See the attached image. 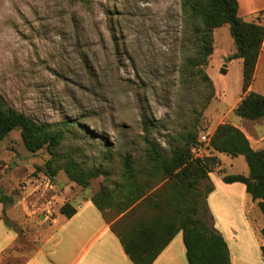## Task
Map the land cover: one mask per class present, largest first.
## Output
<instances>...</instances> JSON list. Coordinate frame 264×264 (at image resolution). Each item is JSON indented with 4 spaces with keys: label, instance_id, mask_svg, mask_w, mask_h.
<instances>
[{
    "label": "rangeland",
    "instance_id": "1",
    "mask_svg": "<svg viewBox=\"0 0 264 264\" xmlns=\"http://www.w3.org/2000/svg\"><path fill=\"white\" fill-rule=\"evenodd\" d=\"M239 7L244 21L264 24V0H240ZM190 26L181 0H0V98L7 108L63 130L52 178L44 148L27 151L18 130L0 142V196L13 199L12 205L0 203V223L17 235L0 264H22L47 229L59 231L60 224L51 226L64 217L63 204L75 208L123 186L126 156L137 180L150 185L151 200H164L169 191L162 174L150 172V144L169 155L191 135V157L202 160L211 155L201 136L231 124L254 150L264 148V118L251 121L233 112L244 95L242 62L227 60L235 53L229 26L214 30L213 53L202 68L211 89L185 66ZM250 90L264 96V47ZM220 158L223 164L186 198L198 195V205L207 187L227 186L217 183L224 175H248L242 156ZM69 161L100 174L78 184L61 168ZM108 203L101 214L117 231L154 213L141 208L121 221L115 203ZM214 203V226L234 264H264L258 246L264 219L256 203L248 194L219 195Z\"/></svg>",
    "mask_w": 264,
    "mask_h": 264
},
{
    "label": "trees",
    "instance_id": "2",
    "mask_svg": "<svg viewBox=\"0 0 264 264\" xmlns=\"http://www.w3.org/2000/svg\"><path fill=\"white\" fill-rule=\"evenodd\" d=\"M181 10L191 25V48L183 56L186 68L197 70L211 89V82L202 68L207 65L213 53L214 30L228 25L235 53L227 60L240 59L242 62L241 92L244 95L233 112L237 117L251 121L264 118V96L250 90L259 53L264 47V24L244 21L239 16L238 0H181ZM259 15H264V11ZM14 130L20 132L27 151L36 153L44 148L49 153L50 159L44 167L51 172L52 161L55 160L57 149L63 140V130L57 124L35 122L24 114L7 108L0 98V142ZM183 141V147L173 148L169 155L164 156L157 151L154 144H150L149 152L153 156L150 172H159L166 179L169 194L164 200L159 197L153 201L147 195L150 185L137 180L129 156L123 159L122 177L125 184L121 187L117 185L114 191L101 192L90 199L99 211L107 208L108 202H114L116 212L122 215L121 221L131 216L135 210H154L153 214L142 215L120 231L111 226L132 264H153L177 234L181 235L187 264H231L227 243L215 228L207 205V197L213 187H207L202 202L198 205V195L189 198L185 196L196 189L201 180L207 179L214 168H219L222 163L218 155L244 158L248 175H224L221 182L226 185H243L264 219V148L254 150L244 133L231 124H220L216 127L206 145L211 156L202 160L191 157L190 145L195 146L191 135H186ZM61 168L78 184L83 183L82 179L95 178L100 174L97 170L85 171L71 161L64 163ZM54 175L51 172V178ZM0 203L12 205L13 199L1 195ZM59 213L69 219L75 215L76 209L69 204H63ZM5 225L11 229V226L6 223ZM260 234L263 240L260 251L264 259V226Z\"/></svg>",
    "mask_w": 264,
    "mask_h": 264
},
{
    "label": "crops",
    "instance_id": "3",
    "mask_svg": "<svg viewBox=\"0 0 264 264\" xmlns=\"http://www.w3.org/2000/svg\"><path fill=\"white\" fill-rule=\"evenodd\" d=\"M238 1L240 3V0ZM220 156L218 155L221 160ZM221 163L223 164L222 160ZM221 189L222 191H216L213 188L207 197L210 212H213L211 204H215L214 200L219 195L226 200L235 197L246 198L247 195L241 184L222 185ZM75 209V215L69 219H53L51 227L60 224L59 231L52 233L47 229L46 234L37 243L32 244L33 248L22 264H132L111 230L112 222L106 221L101 211L97 210L90 200L79 204ZM217 231L226 241L223 233L218 229ZM16 240L15 232L0 223V258L5 252L12 250ZM262 245L263 240L258 246ZM228 249L231 264H234L236 258L231 254L229 246ZM153 264H187L181 235L174 237Z\"/></svg>",
    "mask_w": 264,
    "mask_h": 264
},
{
    "label": "built area",
    "instance_id": "4",
    "mask_svg": "<svg viewBox=\"0 0 264 264\" xmlns=\"http://www.w3.org/2000/svg\"><path fill=\"white\" fill-rule=\"evenodd\" d=\"M209 139H210V135L205 134V135L201 136L200 142L207 145L209 142Z\"/></svg>",
    "mask_w": 264,
    "mask_h": 264
}]
</instances>
